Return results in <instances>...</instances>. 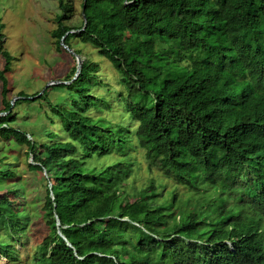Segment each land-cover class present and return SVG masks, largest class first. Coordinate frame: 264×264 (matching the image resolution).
Returning a JSON list of instances; mask_svg holds the SVG:
<instances>
[{"label":"trees","instance_id":"1","mask_svg":"<svg viewBox=\"0 0 264 264\" xmlns=\"http://www.w3.org/2000/svg\"><path fill=\"white\" fill-rule=\"evenodd\" d=\"M58 6L57 45L69 32L82 58L73 39L112 64L125 116L92 94L100 63L83 58L65 79L71 107L47 103L60 127L49 141L13 127L21 97L44 94L8 99L15 57L0 23V140L24 145L52 184L31 257L27 215L8 203L20 189L0 194V253L29 264H264V0H82L80 25L69 23L74 0ZM139 157L150 177L128 190ZM6 159L0 182L16 181Z\"/></svg>","mask_w":264,"mask_h":264},{"label":"rangeland","instance_id":"2","mask_svg":"<svg viewBox=\"0 0 264 264\" xmlns=\"http://www.w3.org/2000/svg\"><path fill=\"white\" fill-rule=\"evenodd\" d=\"M81 2L82 0H74L76 10L70 24H81ZM58 12V0H0V23L4 24L2 33L5 35L4 47L15 57L12 69L7 72L10 89L8 99L15 105L17 95L21 91L29 95L37 92L38 95L44 94L41 99L21 97L14 106L17 116L13 127L27 131L30 139L34 138L38 141H49L47 134L51 130L59 131L60 128L57 116L49 112L47 103L71 107L73 102L72 91L68 88L65 79L77 66V58L63 45L59 47L56 38L52 35V31L57 26ZM72 43L75 49H81L84 59L100 63L98 76L102 83L92 88V94L106 97L111 102L112 113L115 116H125L118 98V92L123 87L118 82L119 74L116 69L105 57L99 55L93 46L86 45L78 39H73ZM4 65L5 59L0 53V69H3ZM3 108L0 80V111ZM89 113L100 115L106 113V110L93 109ZM47 114L52 117L55 124L48 119ZM4 155L7 157L6 161L10 163L9 167L18 174V178L15 179L16 181L0 182V186H4L0 189V194L5 193L7 187L15 186L20 189L19 198L9 194L8 203L27 215L25 218L27 224L21 233L25 251L31 257L47 232L43 207L47 185L49 186L50 182L45 171L42 173L29 167L30 163L37 162L32 156L27 155V148L14 139L5 142L0 140V157ZM139 160L140 168L128 180V190H132L134 185L141 187L150 177L144 159L139 157ZM0 236L6 237L4 232H0ZM16 248L22 249V244L17 242ZM0 264H29V262L26 256H21L20 261L9 263L0 253Z\"/></svg>","mask_w":264,"mask_h":264},{"label":"water","instance_id":"3","mask_svg":"<svg viewBox=\"0 0 264 264\" xmlns=\"http://www.w3.org/2000/svg\"><path fill=\"white\" fill-rule=\"evenodd\" d=\"M85 2H86V0H85ZM85 9V5H84V7H83V10ZM83 17H84V26H86V24H87V17H86V15H85V13L83 12ZM76 30H71L70 32H75ZM69 33V32H68ZM68 33H66V35L68 34ZM66 35L65 36H63L62 37V39H61V45H63L69 52H71L73 55H75L76 56V58H77V69H76V73H75V77H77L78 75H79V73H80V71H81V69H82V65H83V62H84V59L81 57V55H79V54H77L76 53V51L74 50V49H72L71 47H69L67 44H65V42H64V40H65V37H66ZM74 77V78H75ZM57 83H61V81H57ZM31 99H34L36 96H29ZM45 174H47L46 173V171H45ZM50 190L52 191V184L50 183ZM60 225V223L58 222V226ZM58 233H59V235L64 239V240H66V237L61 233V231H60V229L58 230ZM67 244L69 245V246H71V243L70 242H67Z\"/></svg>","mask_w":264,"mask_h":264},{"label":"bare ground","instance_id":"4","mask_svg":"<svg viewBox=\"0 0 264 264\" xmlns=\"http://www.w3.org/2000/svg\"><path fill=\"white\" fill-rule=\"evenodd\" d=\"M230 253V252H229Z\"/></svg>","mask_w":264,"mask_h":264}]
</instances>
